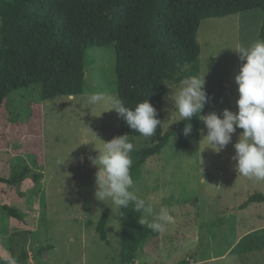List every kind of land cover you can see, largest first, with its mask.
Masks as SVG:
<instances>
[{
  "label": "rangeland",
  "instance_id": "obj_1",
  "mask_svg": "<svg viewBox=\"0 0 264 264\" xmlns=\"http://www.w3.org/2000/svg\"><path fill=\"white\" fill-rule=\"evenodd\" d=\"M262 20V10L253 9L201 22L200 75L208 68L204 87L210 92L203 114L237 110L234 77L241 61L231 48L260 39ZM115 64L114 44L88 48L81 95L43 100L41 87L34 85L15 90L0 108V178L7 181L0 182V204L25 216L19 221L0 211V257L28 252L29 259L17 264H123L117 254L121 217L115 220L111 208L95 200L98 169L89 160L97 155L95 146L102 148V140L121 135L117 112L108 110L117 100ZM93 95L100 101L89 103ZM172 108L164 98V131L174 124ZM200 129L206 135L202 121ZM242 131L237 128L219 153L205 148L200 131L187 135L186 147L174 132L162 153L147 159L135 190L154 199L157 208L166 206L174 223L136 253L132 264H264V247L250 249L264 241V203L239 209L252 194L264 193V181L241 176L233 167V144ZM129 140L134 163L139 150L157 141L156 135ZM62 160L67 161L59 166ZM22 172L27 174L24 181L11 184ZM34 173L42 175L38 183ZM99 208L110 209L111 247L96 232L103 212ZM143 218L150 219L146 214ZM45 243L54 248L36 260L37 248Z\"/></svg>",
  "mask_w": 264,
  "mask_h": 264
},
{
  "label": "trees",
  "instance_id": "obj_2",
  "mask_svg": "<svg viewBox=\"0 0 264 264\" xmlns=\"http://www.w3.org/2000/svg\"><path fill=\"white\" fill-rule=\"evenodd\" d=\"M253 9L263 12L259 37L264 39V0H0V108L15 90L34 85L41 87L43 100L81 95L86 50L114 44L117 100L134 108L148 98L161 120L155 133L156 143L139 150L138 160L130 170L133 180H139L143 164L162 153L174 132L180 134V146L189 144L183 134L184 121L163 130L164 98L168 84L200 75L201 22ZM191 124V134L198 133L201 121L193 117ZM119 131L128 137L141 136L120 117ZM26 176L22 172L10 183L18 185ZM41 176L34 173L33 180L38 183ZM0 182L7 181L0 178ZM251 203H264V193L252 194L239 209H246ZM0 211L19 221L25 218L8 204H0ZM122 213L121 247L117 254L123 264H132L135 254L159 233L140 225L138 219H144V213L132 212L131 205ZM109 219L110 209L106 208L96 232L111 247ZM260 247H264V241L250 249ZM53 248L52 244H42L34 257L45 259ZM28 259V252L16 257L17 263Z\"/></svg>",
  "mask_w": 264,
  "mask_h": 264
},
{
  "label": "clouds",
  "instance_id": "obj_3",
  "mask_svg": "<svg viewBox=\"0 0 264 264\" xmlns=\"http://www.w3.org/2000/svg\"><path fill=\"white\" fill-rule=\"evenodd\" d=\"M231 49L238 54L241 61L239 71L234 77L238 86L236 111L224 108L220 114L215 111L202 114L209 101L204 87L207 64V71L203 75L188 76L178 86H168L171 91L166 94L165 99L173 106L171 113L175 118L172 123L184 121V135L192 132L193 117L203 122L207 131L205 135L204 129L199 130L202 135L200 141L205 142V148H211L216 153L221 152L232 141V134L236 133L237 128L242 129L233 144V167L241 176L264 181V39ZM100 99L99 95H93L89 98V103L95 104ZM112 109L131 130L145 138L153 137L161 124L158 110L148 98L138 102L134 108L116 100L108 110ZM102 141V148L95 146L97 155L89 157L91 164L98 169L94 174L95 200L110 207L117 221L120 220L115 217L123 218L122 209L131 205L132 212L144 213L150 217L138 219L140 225L155 233L165 231L167 225L174 223L168 208H157L154 199H145L135 190L130 171L134 163L131 153L135 148L127 133ZM66 161L57 163L61 166ZM99 209L103 211L102 208ZM0 264H17V261L15 257L3 256L0 257Z\"/></svg>",
  "mask_w": 264,
  "mask_h": 264
},
{
  "label": "crops",
  "instance_id": "obj_4",
  "mask_svg": "<svg viewBox=\"0 0 264 264\" xmlns=\"http://www.w3.org/2000/svg\"><path fill=\"white\" fill-rule=\"evenodd\" d=\"M241 238V237H240Z\"/></svg>",
  "mask_w": 264,
  "mask_h": 264
}]
</instances>
